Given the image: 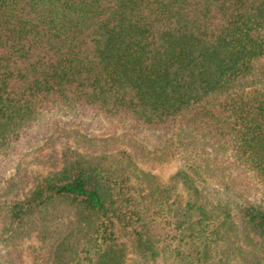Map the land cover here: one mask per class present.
<instances>
[{
    "label": "trees",
    "instance_id": "16d2710c",
    "mask_svg": "<svg viewBox=\"0 0 264 264\" xmlns=\"http://www.w3.org/2000/svg\"><path fill=\"white\" fill-rule=\"evenodd\" d=\"M99 122L141 143L0 185V264H264V0H0V176Z\"/></svg>",
    "mask_w": 264,
    "mask_h": 264
},
{
    "label": "rangeland",
    "instance_id": "374dc122",
    "mask_svg": "<svg viewBox=\"0 0 264 264\" xmlns=\"http://www.w3.org/2000/svg\"><path fill=\"white\" fill-rule=\"evenodd\" d=\"M58 121V126L61 129H64L65 127L62 125L64 124L65 120ZM47 126L52 127L51 121L47 122ZM92 127L89 131H82L87 137H92L95 139L91 143L83 142L81 137L77 136L75 133H64L56 141H51V133H49L46 138L41 135H36L35 138L27 143V146H25L24 150L20 153V156H24V158L20 160V168L16 167V159L14 160L15 162L13 164L2 165V167H4V171L0 176L1 187L6 185L7 181H9L13 175L19 174L23 179L19 180L18 183H21L20 187L26 191L30 187L34 177L45 176L46 173L53 169L56 165V162L53 160V158L45 157L47 153L46 149H52L54 147L57 148L58 156L60 157L63 156L64 153H68L69 156H73L79 152H82V154H89L98 158L105 154V157H110L112 159L115 158L114 154H116V151H121V149L126 150V147H132L137 143H141L140 141L133 140L129 145L127 144V140L123 141V139L128 138V135L132 134V130L127 131L126 126L123 127L117 123L105 130L102 129L100 122L95 123ZM55 133L52 136L54 138ZM142 143L145 144L146 147L153 149V139L144 141ZM62 161L63 159H61L59 163H62ZM169 163L171 165L165 164L161 171H156L153 168L145 171L150 172L155 177H157L161 184L167 185L169 178L178 170L180 166V163L173 164V162L170 161ZM178 191L181 192L179 189ZM35 245H37V241L34 239V237H31L29 240H26L22 243L21 259L23 262L27 264L33 263L35 257L33 253V247ZM127 264L139 263H137L135 257L130 256L127 260Z\"/></svg>",
    "mask_w": 264,
    "mask_h": 264
}]
</instances>
